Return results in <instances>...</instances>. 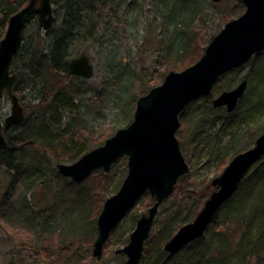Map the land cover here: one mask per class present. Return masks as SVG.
Wrapping results in <instances>:
<instances>
[{"label": "trees", "instance_id": "16d2710c", "mask_svg": "<svg viewBox=\"0 0 264 264\" xmlns=\"http://www.w3.org/2000/svg\"><path fill=\"white\" fill-rule=\"evenodd\" d=\"M29 1L0 0V42L5 37L10 18ZM160 1L166 7L161 15L167 28L166 34H170L165 41L160 39L162 55L156 65L162 70L154 72L159 73L162 80L172 71L181 72L189 68L202 57L199 32L190 25L203 10L199 0ZM232 1L234 4L224 13V21L238 18L246 10L241 0ZM52 4L55 8L52 29L45 31L36 22L31 23L12 66L13 72L22 74L14 92L25 111H33L28 117L25 116L19 126L10 130L7 135L8 147L0 150V233L9 244L5 264H100L92 255V246L98 234L97 218L107 199L109 176L103 170H98L84 183L77 184L60 175L57 169L62 161L79 160L94 144L81 125L76 124L78 134L74 130L69 131L77 119L72 114L78 109L75 103L79 94L77 80L81 78L70 74L68 62L77 44L97 41L99 29L107 24L103 21V11L98 15L100 9L109 10L108 18L112 20L121 8L131 7L132 3L125 0H52ZM29 27L35 29V36L31 38L27 37ZM21 57L25 71L21 70V65H17V59ZM255 59L257 65L244 77L248 81L244 97L235 111L225 112L222 116L226 127L235 120L239 125L250 120L254 122L255 127L245 131L248 136L251 135L250 141L264 132V92L260 98L254 94L258 73L264 74V50ZM28 72L32 73L28 75ZM151 77L150 81L153 80ZM213 90L210 96L199 98L204 102L202 109L199 105L192 108L197 99L181 114L184 119L190 116L191 120L196 121L191 133L192 141L186 137L187 124L182 129L181 123L182 130L179 128L177 132L181 150L187 156L191 152L192 142L197 138L198 129L210 120L209 125L216 117L217 109L212 105ZM147 92L142 91V94ZM65 118H68L67 121ZM256 127L260 129L259 132L251 134ZM69 135L73 137L69 138ZM229 148L223 153L226 158L232 153L229 156L231 159L225 158L226 161L221 162V169L228 160L247 150L248 146L247 142L233 137ZM47 154L55 157V164L50 162ZM121 160L127 162V158ZM119 161L112 170L120 164ZM127 172L128 169H125L115 193ZM110 173L111 179L114 174L113 171ZM191 178V172L181 177L172 196L164 202L150 238L145 243L140 264H264V157L245 176L234 196L223 205L204 237L186 245L183 256L177 259L166 252L164 246L180 227L192 222L206 200L205 189H202L204 196L196 198L199 185L192 182L190 187ZM89 183H92L91 191L85 188ZM17 187H24V190L15 202ZM30 190H34L33 201L28 197ZM37 192H44L52 199L46 198L43 203L46 207L39 203L40 197H34ZM180 194L183 196L179 197ZM145 196L144 210L151 200L149 193ZM170 200V207L165 208ZM129 215L136 225L138 212ZM122 227L123 224H119L112 231L106 246L113 248L128 243L129 239L124 238L128 230ZM80 235L82 237L79 239ZM118 255L126 258L123 254Z\"/></svg>", "mask_w": 264, "mask_h": 264}, {"label": "water", "instance_id": "95a60500", "mask_svg": "<svg viewBox=\"0 0 264 264\" xmlns=\"http://www.w3.org/2000/svg\"><path fill=\"white\" fill-rule=\"evenodd\" d=\"M222 0H212L219 3ZM246 11L228 22L206 48L201 59L181 72H170L163 83L139 98L133 121L116 131L105 144L73 164H59L60 175L77 184L84 183L95 171L109 173L123 157L128 158V173L120 189L109 197L97 219V238L93 256L102 259L104 248L112 231L128 216L138 201L148 192L154 200L147 214L138 219L129 242L116 251L126 256L125 264H140L145 243L161 204L175 190L179 179L188 174L177 138L180 115L188 104L208 97L218 80L228 72L246 65L264 50V0H241ZM37 22L48 31L55 23L52 0H30L8 23L4 39L0 42V98L10 99L9 115L2 120L0 114V150L8 147L7 133L25 119V109L14 89L18 75L12 73V64L20 52L25 31ZM73 76L91 79L93 66L86 56L70 64ZM248 81H241L234 89L222 92L212 101L215 109L225 108L232 113L244 97ZM264 157V132L250 149L235 156L222 174L212 181L216 189L211 193L195 219L179 228L165 244L164 250L176 255L190 242L204 237L215 216L237 192L241 182Z\"/></svg>", "mask_w": 264, "mask_h": 264}, {"label": "rangeland", "instance_id": "374dc122", "mask_svg": "<svg viewBox=\"0 0 264 264\" xmlns=\"http://www.w3.org/2000/svg\"><path fill=\"white\" fill-rule=\"evenodd\" d=\"M117 1L120 2L122 0ZM125 1L127 3H132L131 7L121 8L117 16L112 20L108 18L109 10L104 11L103 9H100L98 15L103 11V16H105L103 17V21L107 24L102 25L99 29L97 41L94 43L84 42L77 44L72 50V58L84 55L90 60V63L94 68V74L91 79L86 80L81 78V80H77V83L79 84V94L75 103L78 105V109L74 111L75 114H72L73 116H77V119L76 123L72 124L71 129L69 130L70 133L73 130L75 131L77 128L76 124L85 128L87 137H90L94 142V144H91L88 152L103 146L109 138L114 136L117 130L127 127L133 121L138 99L144 96L142 91L149 92L151 89L161 85L165 79L160 80L159 73L154 74V72L162 70L156 65L160 55H162L160 39H164L165 41L170 35L166 34L167 28L163 15H161V11L166 7L163 6L160 0ZM199 1L202 2L201 7L203 13L194 19L190 28L194 29L195 27L196 31L199 32L200 48H203L204 54L213 38L219 34L221 29L228 22L232 21H224L226 16L224 13L230 10L234 3L232 0H224L217 4L213 3L212 0H207V2L206 0ZM109 3L110 5L112 4L110 1ZM34 33L35 29L29 27L27 37L31 38L32 36H35ZM256 61L255 57L252 58L246 65L241 67V69L238 71H231L218 81L215 90H213L214 98L218 97L224 91L234 89L242 80H244V77L247 76L252 68L257 65ZM22 62L23 57L17 59V65H21V70L25 71ZM151 75L153 76L152 81H150L152 78ZM257 78L258 84L255 88L254 94L257 98H260L261 93L264 92V74L259 72ZM125 91L128 92L124 94ZM203 104L204 102H202L201 99H198V102L195 103L192 108L199 105L202 109ZM250 105H252V103H250ZM257 107L260 108V104H258ZM10 109V99L8 96H4L3 99H0V114L3 117H7L10 113ZM32 111L33 110L29 109L27 111L26 109L25 116L28 117ZM225 112L224 108L217 109L216 117L213 122L207 125L210 122L209 120L208 123L198 129L197 138L192 142V149L188 156L183 152L185 160L190 167V172L192 173L189 186L192 187V182L199 185V189H196L199 195L196 198L204 196L202 195V189L207 190L205 196L206 200L214 191L211 187L212 181L219 177L228 166L227 164L230 163V160H228L224 168L221 169V162L226 158V154L223 152H227L226 149L229 148L233 137L241 139L243 143L247 142L248 149L253 147L258 138L255 136L254 140L250 141V138H252L251 135L248 136L245 132L247 128L253 129L255 127L254 122L251 120L242 125H239L238 121L235 120L234 123L228 127L224 126L223 123L225 121L222 116ZM67 119L68 118H65V121H67ZM180 123H182V129L185 128V125L187 124L186 137L187 140H191V133L196 121L191 120L190 116H186L185 119L181 116ZM259 130L260 129L256 127L254 130H251V134H256ZM75 132L76 134L79 133L78 130ZM72 137L69 135V138ZM31 152L33 153V151ZM231 154L232 153L229 155L230 157ZM46 157L51 163H56L53 155L47 154ZM228 157L226 159L230 158ZM125 158L126 157L122 159ZM226 159L224 161H226ZM75 162L76 160L62 161L60 163L73 164ZM119 163L120 164L117 167L113 170L111 169L114 174L111 179V171L109 173L103 171L106 176H109V189L106 192L107 199L115 194L116 185L124 175L125 169H127V162L125 163L121 160ZM61 185H63L62 182ZM91 185L92 183H89L85 188L88 191H91ZM23 190L24 187L16 188L14 196L15 202L19 195L22 194ZM33 193L34 190L28 191V197L30 200L32 199V201ZM178 196L182 197L183 194ZM34 197H40L39 203L41 204L45 203L46 198H48L44 192L41 194L40 192H37ZM145 198L146 196H143L130 213L138 212L139 218L147 214L149 208L154 204V200L151 199L152 201L150 200L148 203L147 209L144 210L142 207H144L146 202ZM48 200L51 201L52 199L48 198ZM206 200L203 201V204L197 213L201 211ZM163 205L164 202L161 204L159 212L162 210ZM170 205L171 200L166 203L165 208L170 207ZM43 206H45V204H43ZM120 224H123L122 228L128 230V233L124 238L129 239L136 226L135 223L133 224L131 222L130 215ZM129 228H131V230H129ZM80 237L82 236L80 235L79 239ZM94 243L92 246V255ZM127 244L128 243H121L113 248L105 246L102 259H98V261H100V264H124L126 258L120 257L116 251ZM8 250L9 244L5 242L4 235L0 233V264L6 263L5 254ZM183 254L184 250L173 257L180 259Z\"/></svg>", "mask_w": 264, "mask_h": 264}, {"label": "bare ground", "instance_id": "6f19581e", "mask_svg": "<svg viewBox=\"0 0 264 264\" xmlns=\"http://www.w3.org/2000/svg\"><path fill=\"white\" fill-rule=\"evenodd\" d=\"M54 12H55V8H54ZM84 56V55H83ZM81 57V56H80ZM77 58H79V57H77ZM74 59H76V58H71L70 60H69V62H68V69H69V71L71 70L70 69V64H71V62L74 60ZM35 71H36V68H35ZM30 73H32V72H28V75L30 74ZM34 73V72H33ZM70 74H71V72H70ZM25 76H27V73H26V75ZM73 76V75H72ZM4 98V96L2 97V98H0V99H3ZM2 117V120H4L6 117H3V116H1ZM98 219V218H97Z\"/></svg>", "mask_w": 264, "mask_h": 264}, {"label": "flooded vegetation", "instance_id": "af4514ba", "mask_svg": "<svg viewBox=\"0 0 264 264\" xmlns=\"http://www.w3.org/2000/svg\"><path fill=\"white\" fill-rule=\"evenodd\" d=\"M13 73H15V72H13ZM17 75H18V81H20V79L22 78V74H20V73H16ZM80 78V77H79ZM19 126V125H18ZM15 127H17V126H15ZM15 127H13V128H15ZM13 128H11L10 130H12ZM10 130H9V132H10ZM8 132V133H9ZM8 133H7V135H8ZM7 135H6V137H7ZM8 141V140H7Z\"/></svg>", "mask_w": 264, "mask_h": 264}]
</instances>
